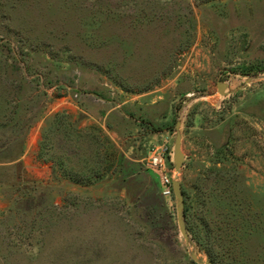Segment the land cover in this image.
Segmentation results:
<instances>
[{
	"label": "rangeland",
	"instance_id": "rangeland-1",
	"mask_svg": "<svg viewBox=\"0 0 264 264\" xmlns=\"http://www.w3.org/2000/svg\"><path fill=\"white\" fill-rule=\"evenodd\" d=\"M177 122L185 227L264 264V0H0V264L208 260L145 167Z\"/></svg>",
	"mask_w": 264,
	"mask_h": 264
},
{
	"label": "water",
	"instance_id": "water-1",
	"mask_svg": "<svg viewBox=\"0 0 264 264\" xmlns=\"http://www.w3.org/2000/svg\"><path fill=\"white\" fill-rule=\"evenodd\" d=\"M249 81L250 80H246L245 83L248 84ZM216 88H217V93L220 96L225 97L227 95L228 86L223 81H218ZM179 128H180V122H177L175 124V139L173 143V152H172V164L176 176L174 177L171 186H172L173 197L176 203V213H177L179 230L185 242L189 243L190 237L188 236L186 227L184 225V199L182 193V186L178 178V176L181 174V170L185 161V157L181 149V133ZM190 256L192 261L196 264H212L209 260L202 261L194 253H192Z\"/></svg>",
	"mask_w": 264,
	"mask_h": 264
},
{
	"label": "built area",
	"instance_id": "built-area-1",
	"mask_svg": "<svg viewBox=\"0 0 264 264\" xmlns=\"http://www.w3.org/2000/svg\"><path fill=\"white\" fill-rule=\"evenodd\" d=\"M173 148L167 141L150 148L149 156L146 161V168L157 174L160 182V191L163 198H171L173 175L167 171V160L172 158Z\"/></svg>",
	"mask_w": 264,
	"mask_h": 264
},
{
	"label": "trees",
	"instance_id": "trees-1",
	"mask_svg": "<svg viewBox=\"0 0 264 264\" xmlns=\"http://www.w3.org/2000/svg\"><path fill=\"white\" fill-rule=\"evenodd\" d=\"M182 193L184 194L183 190ZM158 229H165L164 223L159 225ZM186 230L187 232H190L191 239L196 243L200 250L207 254L208 260L212 264H218L219 259L210 248V242L214 243L215 238L211 237L209 232H206L204 235H202L199 231L193 229L191 226L186 228Z\"/></svg>",
	"mask_w": 264,
	"mask_h": 264
},
{
	"label": "crops",
	"instance_id": "crops-1",
	"mask_svg": "<svg viewBox=\"0 0 264 264\" xmlns=\"http://www.w3.org/2000/svg\"><path fill=\"white\" fill-rule=\"evenodd\" d=\"M153 141L156 139V137L155 136H153L152 138H151ZM150 150V149H149Z\"/></svg>",
	"mask_w": 264,
	"mask_h": 264
}]
</instances>
